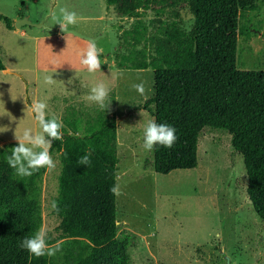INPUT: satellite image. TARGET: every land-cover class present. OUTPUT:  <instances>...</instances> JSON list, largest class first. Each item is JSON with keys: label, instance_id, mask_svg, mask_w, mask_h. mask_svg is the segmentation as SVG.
<instances>
[{"label": "rangeland", "instance_id": "374dc122", "mask_svg": "<svg viewBox=\"0 0 264 264\" xmlns=\"http://www.w3.org/2000/svg\"><path fill=\"white\" fill-rule=\"evenodd\" d=\"M159 5L151 3L141 11L149 33L154 19L169 12L164 6L157 15ZM61 8L77 14V22L68 28L94 37L103 49L102 65L95 73L80 63L79 50L87 39L78 48L65 38L56 39ZM174 9L182 26L190 28L187 8L179 4ZM0 13L13 21V28L0 22V60L8 71L0 70V145L17 141L15 136L26 128L40 130L31 103H46V114L60 118L70 106L80 110L99 106L87 96L93 86L104 83L109 88L106 101L119 119L115 237L127 263L264 264V220L247 198L242 157L232 147L228 131L201 128L195 167L167 174L153 170L152 151L143 147L144 124L153 117L137 107L152 93V69L115 65L128 46L119 32L133 18L119 15L105 0H0ZM21 16L30 24L16 26ZM236 66L264 69V0H238ZM48 76L55 79L53 84L45 83ZM141 82L143 95L133 88ZM51 156L56 166L45 168L41 176L40 204L41 226L53 236L58 233V218L51 213L50 202L56 193L59 162L56 154Z\"/></svg>", "mask_w": 264, "mask_h": 264}, {"label": "trees", "instance_id": "16d2710c", "mask_svg": "<svg viewBox=\"0 0 264 264\" xmlns=\"http://www.w3.org/2000/svg\"><path fill=\"white\" fill-rule=\"evenodd\" d=\"M105 3L119 15L134 18L119 32L128 46L115 65L152 69V93L137 107L176 130L171 148L156 145L152 150L153 170L167 174L195 167L201 128H222L242 157L247 198L264 220V69L236 66L238 0ZM151 3L161 4L157 15L164 6L169 12L154 19L149 33L140 14ZM179 4L191 14L188 29L174 9ZM0 22L13 28V21L2 13ZM105 105L85 110L70 106L60 118L46 114L62 123V138L52 141L50 148L59 162L56 193L50 202L58 233L47 236L49 245L60 242L54 256L35 257L20 247L42 224L40 181L45 168L17 176L6 157L18 141L0 145V264H128L115 237V195L110 189L118 161L116 123L112 106L106 100ZM85 154H90V162L82 165L79 161ZM53 202L58 210L52 208Z\"/></svg>", "mask_w": 264, "mask_h": 264}, {"label": "clouds", "instance_id": "9594fccd", "mask_svg": "<svg viewBox=\"0 0 264 264\" xmlns=\"http://www.w3.org/2000/svg\"><path fill=\"white\" fill-rule=\"evenodd\" d=\"M137 11H141V9L138 8ZM60 13L62 19L57 20V24L60 25L62 30H68V25H74L77 22L76 12L61 8ZM102 52L103 49L98 48L95 41L88 40L87 45L79 50L81 65L89 73H95L100 70ZM54 80L53 76L45 77L46 84H53ZM133 88L141 95L145 93L143 82L134 84ZM108 94L109 88L104 83H99L91 88L87 100L99 105L101 108H105V100ZM29 107L40 130L33 132L32 129L26 128L21 136H15L18 145L12 147L11 154L6 157L9 167L19 177L31 176L33 172L41 168L54 169L56 165L50 154V148L52 141L62 138V123L55 117L47 118L46 103L36 101L31 103ZM176 139V130L172 126L157 123L155 120H147L145 122L143 128V147L145 150L152 151L156 145L171 148ZM89 162L90 154H85L79 161L82 165H87ZM119 191L120 186L118 184L110 189L113 195H118ZM52 208L58 210L56 202L52 203ZM47 236V229L41 226L33 235L26 236L22 240L20 247L35 257L54 256L60 250V242L55 245H49Z\"/></svg>", "mask_w": 264, "mask_h": 264}, {"label": "crops", "instance_id": "0c3cea01", "mask_svg": "<svg viewBox=\"0 0 264 264\" xmlns=\"http://www.w3.org/2000/svg\"><path fill=\"white\" fill-rule=\"evenodd\" d=\"M20 19H27V17L21 16ZM69 34H72V33H70V32L57 33L55 35V37H56V39H59V40L65 38L70 44H72L73 46H76V48L83 47V44L81 42H83L84 38L79 37L75 34H72V35H69ZM85 44L87 45L86 42H85ZM71 54H72V56L77 55V53H74V52H71ZM62 64H66V63H62ZM72 64H75V63H72ZM72 64L70 63V66H72ZM76 66H77V64H76ZM3 72H8V71L6 69H3Z\"/></svg>", "mask_w": 264, "mask_h": 264}, {"label": "water", "instance_id": "95a60500", "mask_svg": "<svg viewBox=\"0 0 264 264\" xmlns=\"http://www.w3.org/2000/svg\"><path fill=\"white\" fill-rule=\"evenodd\" d=\"M24 24H30V22H29L27 19H19V20H17L16 23H15L16 26H20V25H24ZM59 32H60V33L70 32V33H72V34H75V35H77V36H79V37H82V38H84V39H87V40H93V41L95 40L94 37L89 36V35H86V34H83V33L79 32V31H76V30H74V29H72V28H68V30H62V29L60 28V29H59ZM118 121H119V119H115V123H118Z\"/></svg>", "mask_w": 264, "mask_h": 264}]
</instances>
